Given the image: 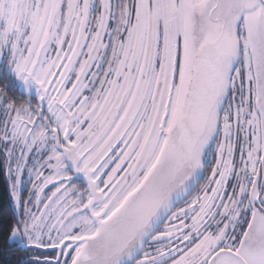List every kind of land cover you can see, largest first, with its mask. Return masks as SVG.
<instances>
[{
  "label": "snow or ice",
  "instance_id": "1",
  "mask_svg": "<svg viewBox=\"0 0 264 264\" xmlns=\"http://www.w3.org/2000/svg\"><path fill=\"white\" fill-rule=\"evenodd\" d=\"M0 81L4 264H264V0H0Z\"/></svg>",
  "mask_w": 264,
  "mask_h": 264
},
{
  "label": "trees",
  "instance_id": "2",
  "mask_svg": "<svg viewBox=\"0 0 264 264\" xmlns=\"http://www.w3.org/2000/svg\"><path fill=\"white\" fill-rule=\"evenodd\" d=\"M12 219V206L8 192V187L4 175V171L0 168V225H8ZM8 238V228H2V234H0V250L6 249L7 245L5 241ZM7 253H5V256ZM19 255V253H17ZM0 264H4V260L0 259ZM15 264V261H12Z\"/></svg>",
  "mask_w": 264,
  "mask_h": 264
},
{
  "label": "rangeland",
  "instance_id": "3",
  "mask_svg": "<svg viewBox=\"0 0 264 264\" xmlns=\"http://www.w3.org/2000/svg\"><path fill=\"white\" fill-rule=\"evenodd\" d=\"M4 175H5V179H6V183H7V187H8V192H9V181H8V179H7V177H6L5 172H4ZM24 179L27 180V176H25ZM25 187H26V188H27V187H30V185H27V184H26ZM25 195H26V193H25ZM11 206H12V204H11Z\"/></svg>",
  "mask_w": 264,
  "mask_h": 264
},
{
  "label": "flooded vegetation",
  "instance_id": "4",
  "mask_svg": "<svg viewBox=\"0 0 264 264\" xmlns=\"http://www.w3.org/2000/svg\"><path fill=\"white\" fill-rule=\"evenodd\" d=\"M2 85H3V81H0V86H2ZM9 94H12V92L10 91Z\"/></svg>",
  "mask_w": 264,
  "mask_h": 264
}]
</instances>
